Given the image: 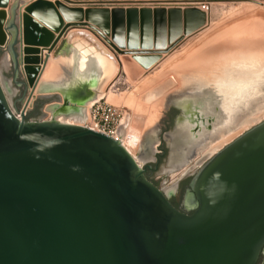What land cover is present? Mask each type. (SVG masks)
<instances>
[{
	"label": "water",
	"instance_id": "95a60500",
	"mask_svg": "<svg viewBox=\"0 0 264 264\" xmlns=\"http://www.w3.org/2000/svg\"><path fill=\"white\" fill-rule=\"evenodd\" d=\"M38 3L29 10L40 11L39 19H61L51 2ZM16 4L0 10V49L9 52L16 74L31 60L28 44L52 50L69 29L89 24L85 16L109 18L108 9L61 3L65 19L53 30L17 14ZM124 16L123 9L112 11L115 34L124 33ZM76 88L67 89L72 98ZM52 101L62 102L61 95H38L20 118L0 77V264H257L264 250V119L201 166L191 183L190 214L145 176L121 140L76 122L86 123V107L54 103L46 108L51 119L42 120ZM37 103L40 112L30 114ZM179 108L167 139L188 116Z\"/></svg>",
	"mask_w": 264,
	"mask_h": 264
},
{
	"label": "rangeland",
	"instance_id": "374dc122",
	"mask_svg": "<svg viewBox=\"0 0 264 264\" xmlns=\"http://www.w3.org/2000/svg\"><path fill=\"white\" fill-rule=\"evenodd\" d=\"M5 1H6V6L3 7L0 5V10L6 8L5 10H7L8 12L11 9V6L17 3L15 8L17 14L21 12L25 15L27 14V16L31 15V17L37 19L36 21H39L40 23L44 24V21H42L41 18L39 19V17L35 14V13L39 14L40 11L33 10L32 12L29 10L31 5L40 4L38 3L40 0H5ZM45 1L51 2L52 5L55 6L59 16L60 17L63 16L64 18L65 15L62 12L61 3L68 5L67 3H65L63 0H45ZM206 22L207 23L204 25L206 27L204 29H202L199 33L190 37L188 41L183 42L181 44L182 47L180 45L176 47L175 48L176 51L173 50L168 55L169 57L166 56V58H170L171 54L173 55L178 54L180 57L178 56L179 57L178 59L172 61L173 62L172 64L170 63L171 66H174L176 64L178 66L176 65L171 68L169 64L170 66L169 69L166 68L161 70L160 72L156 70L157 72L151 75L149 73H146L144 74L145 77L143 76L144 72L132 73L129 70H126L127 72L123 74L121 71L117 73L119 81L116 84L114 82V85L112 86V90L116 94H121L122 92H133L135 94L136 101L133 100L135 104L132 102L131 104L132 108L131 105L127 106L125 103H123L125 102L124 101L125 99L123 100V102L118 104L113 102L110 103L123 107L125 110L126 117H124L123 126L121 127L122 135L134 118H136V121L139 122L140 126L143 125L141 126L143 143L136 151L134 150L133 153V155L137 158V160L140 162L142 167L146 161L152 158L151 155L152 154L154 155V153L158 149V144L160 143L161 140L159 138L160 131L164 125L165 115L169 110V108L172 107L173 103L177 104L176 103L177 101H179L178 104H180V102H184V104L187 105L189 101L187 100V97L188 98L192 97L191 98L192 101H190L192 102L191 106L188 108L189 117L182 119L183 121L181 122V124L178 122L176 131L174 133H171L170 135V138L171 139L173 138L171 142L175 143V148L171 149L172 151L171 157L169 161L167 160L169 164L167 163V161L164 162L161 168L160 175H158L161 176L163 174L166 176V178L163 180L159 179V182L161 183L160 186L166 192L171 191L172 189L175 191L176 183L178 179L185 172L192 171L195 168L197 169L199 165L205 163L218 149L223 147L225 144H227L237 135L243 133L244 131H246L247 129L251 128L253 125L259 123L264 119V70L259 71L258 68L259 65H255L253 68L249 66L241 67L240 65L238 66L235 64L234 65H229L227 63L224 64V62H221L220 60L219 62L222 64H220L221 66H217L215 63L212 62V58L210 60V63H204L201 65L199 64L197 65L196 63L190 61L196 52L204 48L206 49L207 48L206 46L207 45L210 46L213 41L221 37L237 33L236 31H238V27H241L243 25L247 26L248 24L251 25L254 22L257 23L259 22L264 25V5L253 0L214 1L210 15L206 14ZM44 25L49 27V24L48 25L44 24ZM52 29L54 30V28ZM68 34L61 37L58 43L56 44L55 48L52 50H49L50 45L49 46H42V45L39 46L34 44L28 45V47L32 51L31 53L37 55L38 59H35L36 61L30 64L24 63L22 71L19 72L17 79L18 81L25 82L28 79H31L32 81L31 84L24 83L25 86L23 87L16 85L14 82L13 73H12L13 71L12 59H10L9 52L6 49L0 51V77L3 80V84L7 83L11 88V92L8 90L7 92L11 100V105L13 109L17 111V114L24 107L30 109L34 108V101L37 100L38 95H42L38 92H35L36 85H38L37 83H39L40 81L41 82L43 81L42 75L47 70V67L49 66V62L52 63L51 58L56 57V59H58L60 55L63 54L64 49L66 47V42L68 40ZM246 37L247 39L250 38L248 36ZM247 39H243L244 42L248 41ZM222 52L223 51H221V53L218 54V56H220L219 58L221 59L222 56L225 55V53ZM48 53H49V59L46 60V56ZM128 54L133 55V54H137V52H134L133 50ZM5 59L6 62L3 64V61H5ZM165 59L161 62L162 67L163 65L166 64ZM129 60L131 59L129 58ZM66 63H67L66 61L63 62L60 59H58V62L55 63L54 72L56 74V78H55L56 80L62 77L64 74L66 77L68 76L69 73L67 70L70 69L71 67L69 64L67 65ZM131 63L135 65L134 64L135 62H131ZM25 66L27 67V69L28 68L36 69L35 71L37 76L34 79L29 74H27V71L25 70ZM169 66L167 65L166 67ZM190 66L191 67L193 66L194 69L191 68ZM170 75L176 76V79L179 82L178 85H176L175 87H171L170 84L171 82L169 83V81H171V78H169ZM202 75H207L208 78L205 79L204 77H201ZM159 79H160L159 81L160 83L157 84L156 82ZM255 79L256 81L258 80L259 83H257ZM164 80L165 82L167 81L166 87H165V82L162 83V81ZM103 82L104 84L102 85V87H104L105 85V81ZM168 86L170 87L168 88ZM208 87H210V89H213L215 87H220L222 95L227 96L228 99L226 101H223V103L221 104L216 103V101L213 99L209 100L208 96H210L212 92H209L208 93L209 95L207 94L205 95ZM151 90H155L154 99L156 101L154 100V102L158 101L159 104V106L157 107L158 109L156 108V110H152V108H150L151 107L150 104L152 103L148 105L143 100H141L142 97L144 98ZM199 91H201V93L203 94H200ZM244 95L245 96L250 95V96L248 98H245ZM213 101L216 103V105L215 104L211 105V102ZM141 102L142 104H140ZM54 103L62 104L60 101H52L46 103L43 108V111L48 113V115L45 118H42V120L51 119L50 116L52 114L50 111H47L46 108L48 107V105ZM206 103L208 108L207 110L206 109L204 110V113L206 114V112H209L208 109L214 110V108H216V110L214 111L213 118L219 116L217 119L216 118L213 119L212 125L214 126V130L207 132L206 135H204L206 136L204 142H201L204 136L197 139L194 142L193 141L190 142L191 140H194L193 136H196L195 134L191 136V133H193V128H194V124L193 123L191 124V122L193 121L194 118H197L199 116L198 112L195 111L194 113V109L198 108L202 104L206 105ZM139 104L144 105L143 106L144 109L142 108L136 110ZM238 105H239L238 108L239 113L233 115L232 117L231 114L236 111L235 109L237 108ZM90 107H91V103H89L87 106L86 122H88L90 119V112H88L90 111ZM217 107L219 108L217 109ZM217 110H219V112H217ZM190 112L192 114L194 113L195 117H193L194 114L192 115ZM216 112L217 114H215ZM151 113L153 114V116L151 117V121L147 123L148 118L146 116L151 115ZM177 114L180 115L181 112H177ZM254 117L256 118V120H253L251 122L247 121L248 119ZM27 121H34V120H27ZM174 126L175 125H173L172 130L174 129ZM166 135L167 133H164L165 138L167 137ZM170 138L169 139L166 138V140H169L168 142H170ZM147 140H151L150 144H148L149 141ZM187 142L192 144H190L189 146L188 145L189 143ZM201 146L204 147L200 149ZM213 146L216 147L212 149ZM176 156L178 157V159L176 158ZM175 158L177 159V161ZM171 159H174L175 161L171 162ZM179 159L181 160L179 161ZM183 162H185V164L184 166L181 167L180 165Z\"/></svg>",
	"mask_w": 264,
	"mask_h": 264
},
{
	"label": "crops",
	"instance_id": "0c3cea01",
	"mask_svg": "<svg viewBox=\"0 0 264 264\" xmlns=\"http://www.w3.org/2000/svg\"><path fill=\"white\" fill-rule=\"evenodd\" d=\"M63 1L73 7H82L84 10L88 8H98L108 9L109 11V18H104V16L101 18L95 17V21H88L89 19L85 16L83 22L89 24L69 29L68 40L63 53H69L73 44L75 45L87 41L90 46L88 52L89 56H91L92 54L90 53L93 52L98 55H109L113 57L118 61V72L122 71L123 74L127 72L126 70L132 73L144 72L143 76L146 73L150 75L154 74L157 72L156 70L160 72L163 70L161 62L166 56L175 50L176 47L179 45L181 46L183 42L188 41L190 37L204 29L206 27L204 25L207 23L206 12L199 6L192 4L193 2L202 0ZM210 1L214 2L218 0ZM253 1L264 5V0ZM114 9H123L125 13L123 34H118L117 30L116 34L114 33V25L118 24V20L112 17V11ZM130 11L133 12L131 18H127ZM99 15L102 16L101 13H95L94 16ZM90 24L95 28H92ZM104 27L108 28L107 33ZM98 29H100L107 38L100 33ZM133 50L137 52V54H128ZM129 58L131 60H129ZM131 62H135V65ZM72 63L73 61L68 59L66 64L72 67ZM67 71H70V69ZM63 77H66L65 74L61 78ZM114 79H116V84L119 81L117 74ZM100 81L99 86L102 85L104 78L100 79ZM159 81L160 79L157 81V84L160 83ZM89 85L90 84L86 83L82 86V90L87 93V96H82V98H85L84 101H71L68 99L69 102H67V104L80 106L87 103L92 104L99 100L95 99L97 95L96 93L94 94V92L96 91L91 89ZM55 93L61 95V103L64 104L65 99L68 97L66 98V95L61 92ZM89 99H92V101L89 102Z\"/></svg>",
	"mask_w": 264,
	"mask_h": 264
},
{
	"label": "bare ground",
	"instance_id": "6f19581e",
	"mask_svg": "<svg viewBox=\"0 0 264 264\" xmlns=\"http://www.w3.org/2000/svg\"><path fill=\"white\" fill-rule=\"evenodd\" d=\"M39 8L41 9L42 7L40 6ZM5 9L6 8L2 9V11H7ZM0 14H2V13H0ZM206 14L209 15V13H206ZM49 18L47 17V18L41 19V20L44 21V24H49L55 30L59 26L61 20L63 21L65 19V16H64V18H63V16H61V19L55 18V20L53 18H50V19ZM73 18H74V16H73ZM3 19H4V17L2 15H0V24H1V21ZM33 20L35 21V19H33ZM83 20H84V18H83ZM36 22L39 23V21H36ZM236 32L237 33L230 34L228 36H224V37H221V38L213 41L211 43V45L209 44L210 46H208V45L206 46L208 49L204 48L205 50L201 49L198 52H196L193 55V57H192V59L190 61L193 62V63H196L197 65L198 64L201 65V64H204V63H210V60L212 58V62L215 63L217 66H221L220 64H222V63L219 62L221 60V62H224V64L225 63H227L229 65H234L235 64V65H238V66L240 65L241 67H244V66L248 67L249 66V67L253 68L255 65H259V67H258L259 71L260 70L261 71L264 70V25L262 23H259V22L258 23L254 22L251 25L248 24L247 26L243 25L241 27H238V31H236ZM246 36L250 37L249 38L250 40L247 39ZM243 39H247L248 41L245 40L246 42H244ZM0 40H4V38H2L0 36ZM88 43L89 42L85 41L84 43H78V44H75V45L73 44L72 45V49H71V51L69 53H67V54L63 53L58 58V59L62 60L63 62H65V61L67 62L68 59L73 61L72 67L70 68V71H68V73H69L68 77H63V78L60 77L57 80L55 79L56 78V74L54 72V65H55V63L58 62V59H56V57L51 58L52 63L49 62V66L47 67L48 71L46 70L45 73H43V75H42L43 81L42 82L40 81L39 83H37L38 85H36L35 92H38V93L43 94V95L44 94H52V93H55V92H61L62 94L66 95V98L68 97L67 99H65V103H64V104H67V102H69L68 99H70L71 101H78V100L84 101L85 98H82V96H87V93L84 92V90H82V86L84 84L88 83V84H90L89 86L91 87V89H94V91H96V92H94V94L96 93V95H97L95 97V99H100L102 97H105L107 99V101L113 102V103H116V104L123 102V100L125 99L124 100L125 102H123V103H125L127 106L128 105L130 106L132 104L133 100H135V94L133 92H122L121 94H116L112 90V86L114 85V82H115L114 77L116 76V74H117V72L119 70V65H118L117 60L114 59L113 57H110L109 55L108 56H102V55H98V54L93 53V52H91L90 54H92V55L89 56L88 52H89L90 46L88 45ZM221 51H223L225 53V55L222 56V59L219 58L220 56H218V54H220ZM29 54H32V53H29ZM29 54H28V56H31V58H30L31 60H29L27 63L30 64V63H33L32 62V58L35 57L37 59L38 56L35 55V54H32V55H29ZM178 56H179L178 54H174V55L171 54L170 58H166L165 59L166 64L163 65V67H164L163 69H166V68L169 69L171 64L173 63L172 61H175V59H178L180 57V56L179 57ZM5 62H6V59H5V61H3V64ZM169 64H170V66H169ZM167 65L169 67H166ZM176 65H174V66H176ZM174 66H171V68L174 67ZM191 68H193V66ZM35 70L36 69H29L28 68V74L31 77H33V79L37 76ZM174 75H172V76L170 75L169 76V78H171V81H169V83L171 82L170 83L171 87H175L179 83L177 81V79H176V76H174ZM40 77H39V79H40ZM101 77H103L104 81H105L104 87H102L104 82H102V85L99 86V84L101 82L100 79H102ZM201 77H204L205 79L208 78L207 75H202ZM223 77H225V76H223ZM166 80H167V78H166ZM252 81H253V79H252ZM255 81H256V79H255ZM164 82H165V80L162 81V83H164ZM256 82L259 83L258 80ZM72 83H73V85H75V87H78V88L75 89V92H74V94L78 92V94L76 95L75 98H72L67 92L68 91L67 89L69 88V85H71ZM217 83H220V82H217ZM5 84H6L7 90L11 92V88L9 87V85L7 83H4V85ZM232 84H234V83H232ZM166 85H167V81L165 82V87H166ZM169 87L170 86H168V88ZM208 89H207V92L205 93V95L206 94L209 95L208 93L212 92V94L210 96H208L209 100L213 99V100L216 101V103L221 104V103H223V101H226L228 99L227 96L222 95L220 87H215L213 89H210V87H208ZM201 91H199V93L203 94V93H201ZM163 92H164V90H163ZM220 95H221V97H220ZM249 96L250 95H248V96L244 95L245 98H248ZM154 97H155V90H151V91L148 92V94L144 98L142 97V99L141 98L140 99L143 100L148 105L150 103H152V104H150V106H151L150 108H152V110H156V108L159 106V104H158V101L154 102V100H155ZM214 97H216V98H214ZM238 97H239V95H238ZM191 98L187 97V100H189L187 105H185L184 102H180V104H178L179 101L176 102L177 103L176 105L179 106V107H182L183 109L188 111V108L191 106V103H192V102H190V101H192ZM193 100H194V98H193ZM88 101L91 102L92 99L91 100L89 99ZM216 103L213 101V102H211V105H213V104L216 105ZM88 104L89 103L80 105V106L86 107V109H85L86 118H87V111L86 110H87ZM140 104H142V102ZM140 104L137 106L136 110H139V109H142V108L144 109V107H143L144 105H140ZM67 105H69V104H67ZM131 108H132V105H131ZM207 108H208L207 103H206V105L202 104L198 108L194 109V113H195V111L199 112L200 109H204V110L206 109L207 110ZM218 108L219 107H217V109ZM208 111H209V109H208ZM217 111L219 112V110H217ZM51 114H52V112H51ZM148 116H146L148 118V122L147 123H149L151 121V117L153 116V114L151 113V115H148ZM125 117H126V115H125ZM193 117H195V114L193 115ZM59 120L66 121L64 116H60ZM253 120H256V118L255 117L254 118H250L247 121L251 122ZM182 121L183 120L180 119L179 123L181 124ZM76 122H78V121H76ZM126 122H125V124H126ZM78 123L82 124L81 121H79ZM145 124H146V122H145ZM141 126H143V125H141ZM141 126H140L139 122L136 121V118H134L132 120V122L129 124V126L127 127L126 131L123 133L122 137H121L122 143L127 147V149L132 154L134 153V150L136 151L141 146V144L143 143V138H142V134H141V132H142ZM197 138H198V135L193 136L194 140H191L190 142L196 141ZM147 141H149L148 144H150L151 140H147ZM187 143H189V142H187ZM190 144L191 143H189L188 145L190 146ZM170 146H171V149L175 148V143L171 142ZM215 147L213 146L212 149H214ZM181 148H183V147H181ZM174 150H176V149H174ZM176 158L178 159L177 156H176ZM177 159H176V161H177ZM180 160L181 159H179V161ZM174 161H175L174 159H171V162H174ZM170 164H172V163H170Z\"/></svg>",
	"mask_w": 264,
	"mask_h": 264
},
{
	"label": "flooded vegetation",
	"instance_id": "af4514ba",
	"mask_svg": "<svg viewBox=\"0 0 264 264\" xmlns=\"http://www.w3.org/2000/svg\"><path fill=\"white\" fill-rule=\"evenodd\" d=\"M8 49V48H7ZM0 51H2V49H0ZM12 66H13V79L16 85L19 86H25L23 81H18V73L16 74L15 71V65L14 62L12 60ZM240 104V102H239ZM216 110V108H214V110H209V112H206V114L203 112L204 109H200L198 114L199 116L197 118H194L193 121L191 122V124H194V128L193 130H195L197 127V131L195 133H191L192 135H198V138L203 137L204 135H206L207 132H210L212 130H214V126L212 125L213 119H217L219 116L214 117V111ZM201 111V112H200ZM177 112H181V109L179 108V106L176 105H172V107L169 108V110L167 111L166 115H165V122L164 125L160 131V143L158 144V149L157 151L154 153V155L152 154V158H150L148 161H146L143 164V169H144V174L145 176L151 181L153 182L155 185H157L159 188H161L163 191H165L161 186H160V182L159 179H165L166 176L165 175H160L161 172V168L164 164V162H166L168 160V156H169V152H170V148L168 145V141L166 140L164 133H169L172 131V127L173 125H175V121L176 118L179 116V114H177ZM203 112V113H202ZM218 112V111H217ZM217 112L215 114H217ZM220 114V113H219ZM189 117V116H187ZM207 117V119L205 118ZM204 119V120H203ZM242 119V118H241ZM203 122H205L206 126H203L202 128H200L203 125ZM206 136H204L203 140L201 142H204ZM196 139V140H197ZM192 144V143H191ZM205 144V143H204ZM201 146L200 149H202ZM188 159V158H187ZM186 159V160H187ZM168 163V161H167ZM185 162H183L180 166H184ZM204 164V163H203ZM202 164V165H203ZM202 165H199V167H197V169L195 168L192 171H187L185 172L177 181L176 183V188L175 191L172 189L171 191L166 192L168 195L169 200L171 201V203L178 209L187 212V213H192L194 211L193 206H194V202H193V197L191 195V183L192 180L194 179L195 175L197 174V172L199 171V169L201 168ZM196 167V166H195ZM180 168V167H177ZM257 264H264V250L261 253L259 260L257 262Z\"/></svg>",
	"mask_w": 264,
	"mask_h": 264
},
{
	"label": "built area",
	"instance_id": "2783aa9c",
	"mask_svg": "<svg viewBox=\"0 0 264 264\" xmlns=\"http://www.w3.org/2000/svg\"><path fill=\"white\" fill-rule=\"evenodd\" d=\"M192 4L199 6L206 13H211L213 2L210 0L196 1ZM22 110L17 114L22 117ZM27 108L24 111L26 112ZM90 119L85 125L95 131L103 132L114 139L121 140V127L123 126L125 110L123 107L107 101L105 97L93 102L90 107Z\"/></svg>",
	"mask_w": 264,
	"mask_h": 264
},
{
	"label": "trees",
	"instance_id": "16d2710c",
	"mask_svg": "<svg viewBox=\"0 0 264 264\" xmlns=\"http://www.w3.org/2000/svg\"><path fill=\"white\" fill-rule=\"evenodd\" d=\"M40 105H41L40 103H37L35 110H33V112H31L30 114L37 115L40 112V108H41Z\"/></svg>",
	"mask_w": 264,
	"mask_h": 264
}]
</instances>
